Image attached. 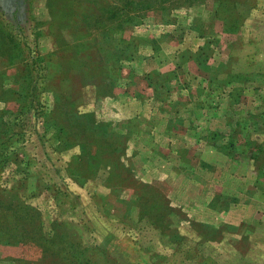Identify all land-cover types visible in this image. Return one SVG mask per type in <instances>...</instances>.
<instances>
[{"label":"rangeland","instance_id":"1","mask_svg":"<svg viewBox=\"0 0 264 264\" xmlns=\"http://www.w3.org/2000/svg\"><path fill=\"white\" fill-rule=\"evenodd\" d=\"M0 264H264V0H0Z\"/></svg>","mask_w":264,"mask_h":264}]
</instances>
